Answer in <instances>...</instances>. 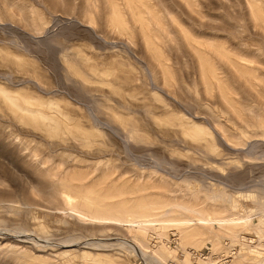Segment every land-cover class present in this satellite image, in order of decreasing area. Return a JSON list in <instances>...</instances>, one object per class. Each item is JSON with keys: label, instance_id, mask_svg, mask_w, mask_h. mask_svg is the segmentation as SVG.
Masks as SVG:
<instances>
[{"label": "rangeland", "instance_id": "obj_1", "mask_svg": "<svg viewBox=\"0 0 264 264\" xmlns=\"http://www.w3.org/2000/svg\"><path fill=\"white\" fill-rule=\"evenodd\" d=\"M201 251L264 264V0H0V264Z\"/></svg>", "mask_w": 264, "mask_h": 264}, {"label": "bare ground", "instance_id": "obj_2", "mask_svg": "<svg viewBox=\"0 0 264 264\" xmlns=\"http://www.w3.org/2000/svg\"><path fill=\"white\" fill-rule=\"evenodd\" d=\"M50 30V29H49ZM69 67L70 66H68L67 68L69 69ZM71 68V67H70ZM87 77V76H86ZM86 79V78H85ZM43 113V112H42ZM98 117V116H97ZM93 118V117H92ZM117 118V117H116ZM94 119V118H93ZM95 119H96V117H95ZM66 121V120H65ZM95 121V120H94ZM96 121H97V124L99 123V124H101V125H103L104 126V123H103V121H100L99 119H96ZM95 121V122H96ZM104 122H106V121H104ZM122 122V121H121ZM127 124V123H126ZM107 125V124H106ZM108 125H110V124H108ZM95 126H96V124H95ZM122 126V125H121ZM87 127V126H86ZM113 127V126H112ZM96 128H100V126L98 127V125H97V127ZM111 128V127H110ZM82 129V128H81ZM84 129V128H83ZM93 129V128H92ZM113 129V128H112ZM79 130V129H78ZM77 130V131H78ZM85 130V129H84ZM83 130V131H84ZM114 130V129H113ZM68 131V130H67ZM71 131V130H70ZM132 131V130H131ZM135 131V130H134ZM198 131V130H197ZM124 132H127L126 130H124ZM85 134H86V131L84 132ZM112 133H113V131H112ZM132 133V132H131ZM78 134H81V133H78ZM97 134V133H96ZM115 134V133H114ZM126 134V133H125ZM130 134V133H129ZM116 135H117V133H116ZM121 135H122V131H121ZM76 136H77V134H76ZM79 136V135H78ZM81 136H83L82 134H81ZM86 136V135H85ZM118 136V135H117ZM128 136V138H129V135H127ZM136 137V136H135ZM127 138V139H128ZM123 140V139H122ZM129 140V139H128ZM133 139H131V141H132ZM125 141V140H124ZM128 143V142H127ZM131 143V142H130ZM94 144V143H93ZM129 144V143H128ZM129 150V149H128ZM89 193V192H88ZM68 194V193H67ZM87 195V194H86ZM68 198H69V200H72V197L74 196V194H73V196H72V194L70 195V193L68 194V195H66ZM76 197V196H75ZM81 201H80V206H81V210L79 209L80 207H78V209H74L75 207H73V209L74 210H76V211H78V212H80V213H83V214H85V215H87V216H89V217H91V218H95V219H98V218H100V217H97V216H94L93 214L94 213H96L97 211H99L100 210V208H99V204L97 203V202H95V200L94 201H92L93 199H89L88 197H86L85 195L84 196H82L81 197V199H80ZM77 205H78V203H77ZM106 211H110V215L109 216H103L104 218H101V219H106V220H112L113 221V223H111V224H117L118 222L120 223V222H128L129 224H131V225H127V226H131V227H133V228H142V229H146V225H144V224H142L141 222V220H139V219H136V218H134V217H130V216H128L127 215V217H125V218H123L122 217V215L123 214H121V211H119L118 209H106ZM123 211V210H122ZM188 211V210H187ZM252 219H253V216L252 215H246V216H242V217H238V218H218V217H215V216H212L211 214H208L206 217H202V218H195V219H191V218H179V219H168L167 220V222H168V224H166L165 222H166V220H163V223H158V221H155V222H153V224H151L152 226H155L156 227V229H157V227H158V229L157 230H163L164 229V225H170V226H176V227H181L182 225H190V224H192V223H194V222H197V224H210V225H220V226H222V225H231V224H236V223H244V224H249L250 222H252ZM193 220H194V222H193ZM108 221V222H109ZM111 221V222H112ZM165 221V222H164ZM107 222V221H106ZM117 222V223H116ZM146 224V223H145ZM126 226V227H127ZM155 227L153 228V229H155ZM169 227V226H168ZM160 234V233H159ZM94 240V239H93ZM95 240H97V241H99V239H96L95 238ZM121 242H124V243H127V244H129V245H131L132 246V248L134 249V250H136V252L138 253V254H140V255H142L143 253H148V252H145L144 250V244H142V243H136V242H134V241H132V240H130V239H128V238H120L119 239ZM93 242V241H92ZM75 245H77V243H73V242H71L70 244H68V245H65L66 247H74ZM97 245V244H96ZM160 249V248H159ZM155 250V249H154ZM153 250V251H154ZM146 251H148V250H146ZM158 251H160L159 253H160V256L161 257H163L164 256V253H163V251H164V247H162L160 250H156V252L158 253ZM154 254H155V252H154ZM148 255H150V254H148ZM157 255V254H156ZM193 255V254H192ZM159 256V255H158ZM241 257H242V255H241ZM165 258V257H164ZM230 258H234L233 257V255H230ZM229 257H228V259H227V261H229V259H230ZM172 261V260H171ZM203 261V260H202ZM166 262V261H165ZM180 262L182 263V264H192L191 263V258L190 257H185V259H182V260H180ZM205 262V261H204ZM203 263V262H202ZM201 263V264H202ZM227 263V262H226ZM235 263H237V264H240L241 262L240 261H236ZM204 264V263H203ZM205 264H208V263H206L205 262ZM210 264V263H209ZM212 264V263H211ZM234 264V263H233Z\"/></svg>", "mask_w": 264, "mask_h": 264}, {"label": "built area", "instance_id": "obj_3", "mask_svg": "<svg viewBox=\"0 0 264 264\" xmlns=\"http://www.w3.org/2000/svg\"><path fill=\"white\" fill-rule=\"evenodd\" d=\"M233 251L236 253V251L233 249ZM204 253V255H202V257L204 256H207V254L209 252H204V251H201ZM237 254V253H236ZM209 256H207L206 260H208L209 262H217V264H221V263H225L226 259H228L226 256H217V255H213L211 258H208ZM195 260V262H198L199 260V257L197 256H194L193 258Z\"/></svg>", "mask_w": 264, "mask_h": 264}]
</instances>
